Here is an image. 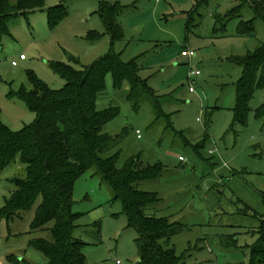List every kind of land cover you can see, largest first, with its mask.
Listing matches in <instances>:
<instances>
[{"label": "rangeland", "instance_id": "rangeland-1", "mask_svg": "<svg viewBox=\"0 0 264 264\" xmlns=\"http://www.w3.org/2000/svg\"><path fill=\"white\" fill-rule=\"evenodd\" d=\"M106 1L123 6L118 18L123 36L115 42L100 16V0H45L46 9H66L55 28L46 9L11 21V36L0 37V119L14 131L35 120L26 103L10 95L22 86L32 88L31 71L51 88H62L66 81L52 71L53 61L68 62L74 55L79 62L72 64L81 68L110 52L125 62L137 59L140 76L159 94L166 116L156 120L148 100L136 110L127 100L129 85L115 89L108 74L97 106L119 108L103 126L116 137L117 165L132 157L164 165L161 177L136 188L158 194L160 201L147 209L149 214L184 225L171 238L181 264H249L264 214V116L256 112L264 104V87L255 91L246 123H236L243 66L232 57L254 52L264 42V20L255 18L251 0ZM254 18L256 35H239L240 20ZM190 51L193 57L186 55ZM197 70L200 75H193ZM189 79L195 80L194 92ZM25 175L19 158L0 172V208L15 188L13 179ZM73 200L74 212L81 215L75 236L87 243V264H139L138 233L94 168L76 181ZM40 201L23 219L0 222V264H48L28 246L30 238L50 237L49 231H31Z\"/></svg>", "mask_w": 264, "mask_h": 264}, {"label": "trees", "instance_id": "trees-1", "mask_svg": "<svg viewBox=\"0 0 264 264\" xmlns=\"http://www.w3.org/2000/svg\"><path fill=\"white\" fill-rule=\"evenodd\" d=\"M100 1V16L115 42L123 36L118 21L123 6L117 1ZM249 5L255 18L264 20V0H251ZM45 9V0H0V37L11 36L10 23L14 18L28 17ZM46 10L51 28L65 18L63 5ZM216 18L219 20L220 15ZM255 18L240 20L238 34L256 35ZM90 34L96 39L100 36L95 31ZM232 60L243 66L234 113L235 122L244 124L255 91L264 87V42L254 52L233 56ZM73 62L79 60L70 55L68 62L51 63L52 71L66 81L62 88H51L31 71L32 88L22 86L10 95L24 101L36 118L19 131L12 130L0 119V172L15 164L18 158L26 165V175L13 179L15 188L0 208V222L23 219L40 198L31 231H49L50 237L30 238L28 246L47 257L48 264H87L84 253L87 243L75 236L76 222L81 215L74 212L73 195L76 181L94 168L102 181L111 186L113 200L122 202L128 226L138 233L135 242L140 264H181L182 257L171 245V238L181 232L184 225L168 217L149 214L147 209L160 198L155 192L136 188L139 182L161 177L164 165L145 164L139 157H132L119 167L120 150H114L116 137L103 132V126L118 116L119 108L99 110L97 106L100 93L106 89L108 74L115 89L129 85L127 100L136 110L148 100L156 120L166 116L159 94L140 76L137 59L125 62L120 54L110 52L86 67L76 68ZM256 112L258 117L264 116V104ZM262 197L264 203V193ZM249 211L250 207L246 206L245 212ZM259 221L258 239L251 247L249 264H264V214ZM51 222L52 226L48 227ZM10 259L17 261L14 256Z\"/></svg>", "mask_w": 264, "mask_h": 264}, {"label": "built area", "instance_id": "built-area-1", "mask_svg": "<svg viewBox=\"0 0 264 264\" xmlns=\"http://www.w3.org/2000/svg\"><path fill=\"white\" fill-rule=\"evenodd\" d=\"M186 55H188L189 57H193L195 55V53L193 51H190V52H187ZM21 58L23 59L24 56L22 55ZM13 64H16V63L14 62ZM200 73H201L200 70H197L192 74L195 76H199ZM189 80H190V91L194 92L195 89L193 86L195 85V80H192V79H189ZM137 133H138V137H140V131H137ZM180 159L183 160V158H180ZM117 264H120L119 260L117 261Z\"/></svg>", "mask_w": 264, "mask_h": 264}, {"label": "crops", "instance_id": "crops-1", "mask_svg": "<svg viewBox=\"0 0 264 264\" xmlns=\"http://www.w3.org/2000/svg\"><path fill=\"white\" fill-rule=\"evenodd\" d=\"M11 1H16V0H11ZM34 13H36V12H34ZM34 13H31V14H34ZM138 259H139V264H140V258H139V256H138ZM116 264H117V262H116ZM120 264H122V263H120Z\"/></svg>", "mask_w": 264, "mask_h": 264}]
</instances>
